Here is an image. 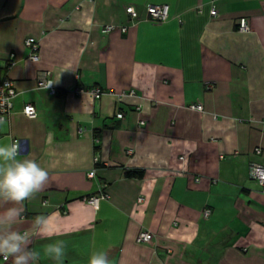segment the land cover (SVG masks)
Masks as SVG:
<instances>
[{
    "label": "crops",
    "instance_id": "1",
    "mask_svg": "<svg viewBox=\"0 0 264 264\" xmlns=\"http://www.w3.org/2000/svg\"><path fill=\"white\" fill-rule=\"evenodd\" d=\"M212 1L0 0V83L17 92L0 143L17 139L19 158L50 176L17 225L53 216L55 235L30 245L38 264H56L43 248L58 239L64 264L101 250L111 264H264V187L250 177L253 163L264 166V0H216V17ZM162 4L169 20L152 23L147 7ZM241 18L250 33L239 32ZM45 80L55 95L38 87ZM97 87L99 100L73 93ZM102 190L97 207L86 202ZM141 231L152 242L139 244Z\"/></svg>",
    "mask_w": 264,
    "mask_h": 264
},
{
    "label": "clouds",
    "instance_id": "2",
    "mask_svg": "<svg viewBox=\"0 0 264 264\" xmlns=\"http://www.w3.org/2000/svg\"><path fill=\"white\" fill-rule=\"evenodd\" d=\"M3 122L0 121V124ZM20 145L14 140L0 143V257L11 264H38L41 251L30 248L34 235L51 238L53 216L38 215L30 229L17 225L25 211L24 202L35 198L49 183V171L31 158L20 159ZM47 206V205H45ZM66 242L58 239L43 248V256L64 264ZM88 264H111L106 251L93 252Z\"/></svg>",
    "mask_w": 264,
    "mask_h": 264
},
{
    "label": "built area",
    "instance_id": "3",
    "mask_svg": "<svg viewBox=\"0 0 264 264\" xmlns=\"http://www.w3.org/2000/svg\"><path fill=\"white\" fill-rule=\"evenodd\" d=\"M215 1H212L211 4V11L210 14L212 17L217 16V8L215 5ZM126 13L132 18V19H137L138 18V13L136 9L133 6H130L126 9ZM147 19L151 21L152 23L155 24H164L169 20L170 17V7L167 4H162V5H150L147 7ZM115 30L114 26H106L103 30V33H110ZM126 28H122V32H126ZM238 30L241 33H250L251 28L248 24V21L246 18H241L238 20ZM25 47L28 49L29 54H28V60L33 62V63H38L40 61V43L37 39L35 38H28L25 41ZM8 68H11L16 64V59L15 55L11 54L9 56L8 60ZM46 76H50V73H47ZM39 88H45L48 89L52 95L56 94V89L52 86L50 81H41L38 84ZM75 95L81 96V95H90L91 97L94 98V100H99L101 99L102 96L105 95V93L102 91L100 88H92V89H83V88H77L73 92ZM111 95L115 96L118 100H122L125 97H135L136 94L133 90L129 92H122L119 94H112ZM17 97V92L14 88V84L12 81L6 79L0 83V121L6 122L10 120V117L12 115V109H13V101ZM188 109L192 111H197V112H203V107L200 104H191L188 106ZM24 114L29 117V118H36V111L35 108L31 105L25 106L23 110ZM118 119H123L124 114L123 113H118L117 114ZM14 141L18 142L17 139H14ZM19 143V142H18ZM255 153L257 155L261 154L260 149H256ZM98 160L97 158L94 160V163H97ZM96 176V170H91L88 173V178L89 179H94ZM250 177L255 180L256 182L259 183L260 186L264 187V166L260 164L253 163L250 167ZM107 196L106 194L102 191L99 192V194L90 196L86 198V202H88L90 205L97 207L100 200L105 199ZM138 202L141 203L143 202V198H139ZM211 211L206 209L204 211V217H209ZM154 238V234L148 231H141L138 236H137V242L139 244H148L152 242ZM6 260V259H4Z\"/></svg>",
    "mask_w": 264,
    "mask_h": 264
},
{
    "label": "trees",
    "instance_id": "4",
    "mask_svg": "<svg viewBox=\"0 0 264 264\" xmlns=\"http://www.w3.org/2000/svg\"><path fill=\"white\" fill-rule=\"evenodd\" d=\"M126 175H127L128 177L136 176V174H134V173H132V172H128Z\"/></svg>",
    "mask_w": 264,
    "mask_h": 264
}]
</instances>
